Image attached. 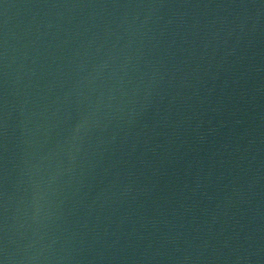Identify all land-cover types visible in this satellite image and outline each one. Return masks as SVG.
Wrapping results in <instances>:
<instances>
[{"label": "water", "instance_id": "1", "mask_svg": "<svg viewBox=\"0 0 264 264\" xmlns=\"http://www.w3.org/2000/svg\"><path fill=\"white\" fill-rule=\"evenodd\" d=\"M3 264H264V0H0Z\"/></svg>", "mask_w": 264, "mask_h": 264}, {"label": "snow or ice", "instance_id": "2", "mask_svg": "<svg viewBox=\"0 0 264 264\" xmlns=\"http://www.w3.org/2000/svg\"><path fill=\"white\" fill-rule=\"evenodd\" d=\"M0 264H3V261H0Z\"/></svg>", "mask_w": 264, "mask_h": 264}]
</instances>
